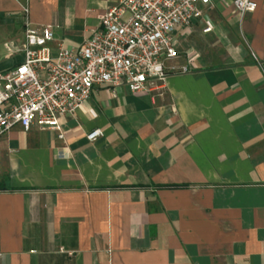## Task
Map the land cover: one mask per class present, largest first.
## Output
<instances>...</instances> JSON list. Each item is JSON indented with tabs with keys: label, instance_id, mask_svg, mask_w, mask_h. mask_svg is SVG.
Here are the masks:
<instances>
[{
	"label": "crops",
	"instance_id": "1",
	"mask_svg": "<svg viewBox=\"0 0 264 264\" xmlns=\"http://www.w3.org/2000/svg\"><path fill=\"white\" fill-rule=\"evenodd\" d=\"M118 0H0V72L24 30L81 47ZM211 0L163 88L96 89L60 132L1 143L0 264H264V0ZM211 27L212 31L204 30ZM103 137L90 142L88 134Z\"/></svg>",
	"mask_w": 264,
	"mask_h": 264
},
{
	"label": "built area",
	"instance_id": "2",
	"mask_svg": "<svg viewBox=\"0 0 264 264\" xmlns=\"http://www.w3.org/2000/svg\"><path fill=\"white\" fill-rule=\"evenodd\" d=\"M21 1L27 16L29 0ZM210 4L211 0H118L81 47L60 45L56 56L53 29L26 25L23 62L0 72V156L3 137L17 127L57 131L63 140L61 118L74 114L100 87L126 88L138 95L163 88L170 74L189 73L190 66L169 70L165 63L179 56L176 30H190ZM234 7L245 16L257 4L234 0ZM103 135L95 129L87 138L96 142Z\"/></svg>",
	"mask_w": 264,
	"mask_h": 264
},
{
	"label": "rangeland",
	"instance_id": "3",
	"mask_svg": "<svg viewBox=\"0 0 264 264\" xmlns=\"http://www.w3.org/2000/svg\"><path fill=\"white\" fill-rule=\"evenodd\" d=\"M167 63H168V61H167ZM160 85V84H159ZM157 86V85H156Z\"/></svg>",
	"mask_w": 264,
	"mask_h": 264
}]
</instances>
